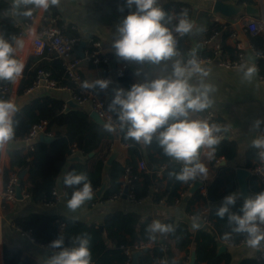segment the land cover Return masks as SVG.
<instances>
[{
    "label": "trees",
    "instance_id": "obj_1",
    "mask_svg": "<svg viewBox=\"0 0 264 264\" xmlns=\"http://www.w3.org/2000/svg\"><path fill=\"white\" fill-rule=\"evenodd\" d=\"M24 19L28 22L27 17ZM17 21H21L20 16L17 14L16 18L11 16L10 6L0 0V33L5 37L13 34L18 36L20 29ZM211 24L210 29L216 25L213 23L212 27ZM59 29L61 30V28ZM211 33L212 30L207 31L204 40ZM64 34L66 33L64 32ZM249 38L256 52L264 49L262 34L258 33ZM90 44V42H86L84 50L91 49ZM178 48L181 51L180 39ZM225 52L229 54V60L237 59V51L230 46H227L218 58L224 59ZM212 56L211 49L204 48L198 53V57ZM258 63L261 69L260 73L264 75V60H259ZM92 64L100 67L106 66L100 62ZM38 71L46 72L57 85H69L75 90L76 84L67 76L62 63L56 56L45 50L41 56L32 53L28 55L16 87L17 99L31 87ZM83 80L85 81L84 77ZM117 81L125 88H129L136 80L131 74L124 73L123 76L117 78ZM10 84L6 81L0 82L1 86L6 87L5 99L8 98ZM112 97L113 94L104 100V108L108 115L115 119V115L108 110V104ZM65 104V100L50 94L32 97L20 103V111L16 115L18 126L15 140L24 139L32 127L39 123H45L46 130L52 133L55 140L45 142L36 139L31 144L32 149L29 150H25L23 146H10L6 151L2 172L4 185L11 174H15L18 178L19 172L25 170L20 180L21 191L25 192L27 198L32 202L47 204L56 200L54 189L59 175L64 172V178L66 173L75 170L87 173L93 191L102 188L100 195L92 198L89 203L110 198L119 199L125 185L128 188V196L125 199L132 203L141 198L153 197L157 202L164 199L165 204L170 206L182 200V194L188 190L192 181L183 183L169 179V171H179L180 165L165 156L155 141L151 145H143L126 140L124 133L119 129L114 133L105 131L103 123L106 121L97 122L85 108L77 105L75 107L67 106L64 109ZM213 123H217V121L214 120ZM116 139H119L126 147L125 156L122 160L113 159L107 163ZM75 152H78L83 159L69 161V157ZM235 153V142L224 139L217 148L215 158L209 162L213 164L220 158L230 162ZM140 163L145 168L141 169ZM217 168L215 173L203 181L202 186L205 190V193L201 195L203 207H196L192 197L183 200L185 210L192 218L197 215L199 218L202 217L201 211L207 208L206 224L201 225L194 232L189 229L187 222L177 221L172 216H167L161 221L173 223L176 226V232L152 242L147 240L144 234V229L147 224L151 223V220L142 219L136 212L123 211L108 213L98 225H89L67 216L38 212L15 218L13 223L26 232L35 243L44 248L59 233L65 236L66 243L71 236L83 232L88 233L91 237L92 264H131L125 249H132L135 245L142 243L148 244L147 251L138 256L136 264H155V261L162 257L176 258L179 264H186L187 259L182 255L191 248L194 252V264H230L231 254L229 251L217 253L219 246L224 241L223 233L228 229L226 220L220 219L215 212L224 195L237 191V183L234 167L221 166ZM164 181H167L168 186L165 193L161 195L159 190ZM248 187L250 194L264 191V183L259 182L252 175L248 178ZM72 190L64 185L63 196L65 199L70 198ZM241 203L242 199H238L237 206ZM244 239L243 236L234 234L233 239L227 242L237 245ZM5 251L7 259L5 264H38L34 257L24 256L19 250L7 249ZM178 255L181 256L177 257ZM256 258H243L237 264H264V257L258 254Z\"/></svg>",
    "mask_w": 264,
    "mask_h": 264
},
{
    "label": "clouds",
    "instance_id": "obj_2",
    "mask_svg": "<svg viewBox=\"0 0 264 264\" xmlns=\"http://www.w3.org/2000/svg\"><path fill=\"white\" fill-rule=\"evenodd\" d=\"M59 4L60 0H12V10L14 14L30 17L34 8L46 11ZM125 8L128 12L116 23L110 47L118 61L138 66L134 71L138 79L127 89H113L108 110L115 119L109 117L103 129L110 133L119 129L126 140L143 145L155 141L165 156L180 165L179 171H169V179L187 183L206 178L208 166L202 159V150H207L203 151L207 160L214 159L225 139L222 133L228 129L195 116L212 107L211 94L216 90L206 80L210 69L199 59L198 48L191 49L187 55H182L178 48V38L191 33L195 22L189 19L186 10L174 17L164 8L162 0H124L119 10L123 12ZM23 47L20 36L5 37L0 33V82L14 83L21 77L24 64L18 54ZM237 70L244 83H251L259 72L258 65L251 60L241 63ZM111 83L110 78H97L83 81L80 87L94 90L98 95L107 91ZM19 111L13 99L0 98V153L8 151L16 139ZM262 125L264 118H257L250 126L251 147L257 150L260 160H264ZM63 183L73 189L66 201L69 211L76 212L93 198L87 173L70 171ZM238 199H242L239 206ZM215 214L226 220L228 230L223 233L224 241H231L234 234L241 235L253 255L259 252L264 257V191L247 195L243 190L229 192L221 198ZM191 226L200 227L198 215ZM175 232L173 223L159 219L144 229L146 239L152 242ZM40 254L42 259L38 264H92L91 237L83 232L69 237L66 243L65 236L59 233ZM155 264L179 262L176 258L162 257Z\"/></svg>",
    "mask_w": 264,
    "mask_h": 264
},
{
    "label": "crops",
    "instance_id": "obj_3",
    "mask_svg": "<svg viewBox=\"0 0 264 264\" xmlns=\"http://www.w3.org/2000/svg\"><path fill=\"white\" fill-rule=\"evenodd\" d=\"M2 1L10 6V15L16 18V14H14L12 10V0ZM236 2L242 5H249L257 9L258 12L255 14H241L239 16L226 18L212 13L211 5L205 0H162L164 8L171 15L178 17L182 11L186 10L189 19L195 22L193 31L181 37L182 39L179 38L182 55H187L193 48H198V53L204 48L212 50L213 44L206 45L204 43V38L206 37V32H209V30L211 31L213 28L218 32L215 40L221 42L222 45H226V29L218 27L220 22L239 21L242 27H244V20L246 18L254 17L260 19L264 17V0H236ZM123 3L124 0H60L59 6H50L46 11L34 8L31 15L32 19L27 17L28 22L24 19L26 17L19 15L21 21H17L16 23L21 29V35L19 34L18 36L24 40V47L20 50L18 58L20 59V57L24 55L23 64H25L28 55L31 54L30 43L32 39L49 23H53L56 26L58 25L62 32L64 31L66 34L79 35L85 43L97 41L100 44V52L111 56L112 62L102 67L95 66L87 60H82L79 65V72L81 76L88 81L97 78H110L112 80L111 88L113 94V89L115 87H124L117 81L116 67L122 64L125 65L124 73L131 74L135 80L138 79V77L134 75V71L138 66L118 61L110 47V43L115 38L116 23L128 12L127 8H125L123 12L119 10V6ZM173 22H176L175 19ZM213 23L216 24L214 27ZM210 24L213 27L212 29H210ZM201 28L203 31H198V29ZM226 47L227 46L224 47V51ZM46 51L55 56L53 52L49 50ZM227 55L228 53L225 52L224 56ZM204 66L210 69V74L206 78L207 82L212 83L216 89L211 94L214 103L212 107L207 110L213 113V119L216 120L222 128L226 127L228 129L227 132L222 133L225 139L234 141L236 145L235 156L230 162L224 158H220L213 164H210L209 160L202 154V159L208 166V175L206 178L215 173L218 169L217 167L221 166H231L234 167V169L241 167L250 171L251 166L255 162L256 155L255 149L251 147L253 134H245L244 129L250 128L255 119L264 118V83L258 79V74L253 78L251 83H244L241 80V74L238 72V68L220 66L218 61L204 64ZM19 79L10 84L7 95V97L13 99L18 106L21 102L29 100L32 97L45 94L60 97L65 100V105L69 106L68 102L71 99L69 92L49 91L42 87L30 88L23 96L17 99L16 87ZM79 107L85 108L89 113L91 111V104L89 102L79 105ZM195 116L204 118L201 113L195 114ZM104 121H107V119H104ZM31 144L26 143L24 140L17 139L11 146H23L25 150H29V145ZM125 150L126 147L119 139H116L111 148L112 152L117 153L115 159L122 160L125 156ZM5 155L6 152L0 153V184L3 183L2 172L5 163ZM71 157H76L77 159L69 161L83 159L78 152H75ZM63 175L64 172L59 175L56 180L55 188L58 194V201L54 206L34 203L29 198H22L21 200L16 199L12 204H0V264L6 263L5 250L7 249L19 250L24 256L34 257L37 262L42 259L40 252L44 251V247L38 246L27 235L18 232L13 223L15 218L35 212L67 216L83 221L89 225L100 224L104 216L113 211L136 212L142 219H149L151 222L156 219L161 220L167 216H172L177 221L187 222L192 232L196 230L191 226L193 218L186 212L185 202L183 200L192 197L195 200L196 207H203L201 198L203 194L198 190L190 194L189 189L191 186L182 194L183 198L181 201L170 206L165 204L164 199H160V202H157L153 197H146L143 201L134 203L127 199L119 198L114 201H103L101 203L97 201L89 203V201H87L76 212H71L67 209V199L63 196ZM251 175L250 172V176ZM206 178L200 179L202 184ZM167 186V181H164L159 190L161 195L165 193ZM204 209L207 211V208ZM221 245L226 246L225 251H229L231 254L230 264H237L241 259L247 257L256 258L258 255V253L253 255L251 250L244 244L231 245L229 242L223 241ZM192 252L193 249L191 248L183 253V255L181 254L187 259V264L190 261Z\"/></svg>",
    "mask_w": 264,
    "mask_h": 264
},
{
    "label": "built area",
    "instance_id": "obj_4",
    "mask_svg": "<svg viewBox=\"0 0 264 264\" xmlns=\"http://www.w3.org/2000/svg\"><path fill=\"white\" fill-rule=\"evenodd\" d=\"M205 1L211 5L215 0H205ZM244 21H245L244 27H242V24H240L239 21L225 22V23L220 22L218 27H222L226 29V36H225L226 45H222L221 42H217L215 40L218 35V32L216 29L213 28L211 35L206 40H204V43L206 45L213 44L212 45L213 56L199 57V59L203 62V64H210L214 61H218L220 66L227 68H238L241 63L248 62L245 56V52L246 50H250L251 52L254 53L256 57L255 63L258 65L259 68L258 79L262 83H264V75L260 73L261 69L258 63L259 60H264V49L260 52H256L249 39L250 35H255L258 33L262 34L264 37V17L260 19L254 17H248ZM20 35H21V29H20ZM240 39H243L247 43V46H244L242 43L243 41ZM81 41L82 38L79 35L68 36L64 34L53 23H49L46 27H44L39 32V34L32 39L30 43V52L37 56H41L45 50H49L53 52L64 66L67 76L76 84V86L74 90L69 85H57L56 82L52 80L46 72L38 71L37 77L33 81L30 88L42 87L49 91L69 92L71 96L70 101L75 103V105H83L84 103L89 102L91 104V110L95 111L103 119L108 120L110 116L107 114L104 108V100H106L112 95V88H111L112 83L110 84L109 89L107 91L100 92V95H97L96 92H94L93 90H88V91L82 90L80 85L83 83L84 80L83 77L81 76V73L79 72V65L82 60H87L92 63L100 62L103 64H109L112 62V58L109 54H102L100 52V44L97 41H92L90 47L91 49L83 50V57H79L76 54V50L78 49V46ZM225 46H230L232 49L237 51L236 60L234 61L229 60V54L225 56L224 59L218 58L221 55V53L224 52ZM115 69H116L117 77L124 75L125 65L122 64L116 67ZM5 93H6V87L4 85L2 86L0 85V98L5 99ZM66 107H67L66 105L63 106L64 109ZM201 114L204 118L209 119L210 123H213L214 119H213V113L211 111L205 110ZM261 127H264V125H262ZM244 132L245 134H252L249 127L245 128ZM40 134L52 135V133L46 130L45 123H39L34 125L31 131L29 132V134L22 140H24L28 144H31ZM29 146L30 149H32V146L31 145ZM203 151L206 150H202V154ZM255 155H256L255 162L251 166L250 172L253 176L256 177V179L259 182L264 183V160H260L258 158L256 149H255ZM139 167L141 169L145 168L142 163L139 164ZM17 180H18L17 176L15 174H11L5 185L3 183L0 184V204H12L16 200L15 186L17 184ZM193 183L194 182L192 181L190 186H192ZM198 191L201 194L205 193L203 186L199 187ZM95 192L96 191H93V195L95 194ZM21 194L23 198H27V194L25 192L21 191ZM54 194L56 195L55 202H50L45 205L54 206V204L58 201L57 200L58 194L56 193V188L54 189ZM114 200L117 199L110 198L104 201H114ZM143 200L144 198H141L136 202H141ZM97 202L101 203L103 201L97 200ZM206 213L207 211L205 209L201 211L202 217L199 218V222L201 223V225L206 224V219H205ZM15 228L21 234L27 235V233L23 232L20 228L16 226ZM61 228L63 227L61 226ZM238 244L246 245L244 243V240H241ZM37 245L43 247L40 244ZM147 246H148L147 243L135 245L132 249L126 248L125 253L129 256L131 260V252L133 250H140ZM258 254L261 256L259 252Z\"/></svg>",
    "mask_w": 264,
    "mask_h": 264
},
{
    "label": "water",
    "instance_id": "obj_5",
    "mask_svg": "<svg viewBox=\"0 0 264 264\" xmlns=\"http://www.w3.org/2000/svg\"><path fill=\"white\" fill-rule=\"evenodd\" d=\"M211 12L214 14H218L222 17L231 18V17L239 16L241 14H245V15L255 14L258 12V10L249 6V5L239 4L236 2V0H215L211 4ZM240 40L243 41L242 43L244 46H247V43L243 39H240ZM84 47H85V42L81 41L79 46H78V49L76 50V54L79 57H83ZM246 59L248 61L251 60V61L255 62L256 57H255L253 52H251L250 50H246ZM68 104L71 107L76 106L75 103H73L71 101H69ZM89 114L97 122L103 123L104 119L102 117H100L95 111L91 110ZM37 139L39 141L51 142V141L55 140V137L53 135L40 134V135H38ZM116 156H117V153L112 152L111 155L107 159V163H110L113 159H115ZM73 159H77V158L76 157L69 158V160H73ZM24 173H25V170H21L18 174L17 184L15 186V196H16L17 200H21L23 198L22 194H21V189H20V180L23 177ZM235 175H236V182H237V191L236 192H240L241 190H243L245 195L250 194L248 191V187H247V184H248L247 181H248V178L250 176V171L245 169V168L237 167V168H235ZM202 185L203 184L200 180L197 182H194L193 185L191 186V188L189 189V193L190 194L194 193ZM101 189H98L95 192V194L93 195V198H96L100 195ZM127 195H128V188L125 185L123 187V190H122L121 198L125 199L127 197ZM225 250H226V246L221 245V246H219L217 253L219 254L220 252L225 251ZM145 251H147V247L140 249V250H133L131 252V264H136L138 256L142 252H145ZM188 264H194V252L191 253L190 261Z\"/></svg>",
    "mask_w": 264,
    "mask_h": 264
},
{
    "label": "bare ground",
    "instance_id": "obj_6",
    "mask_svg": "<svg viewBox=\"0 0 264 264\" xmlns=\"http://www.w3.org/2000/svg\"><path fill=\"white\" fill-rule=\"evenodd\" d=\"M22 54H23V52H22ZM23 59H24V55H22L21 57H20V60L23 62Z\"/></svg>",
    "mask_w": 264,
    "mask_h": 264
}]
</instances>
